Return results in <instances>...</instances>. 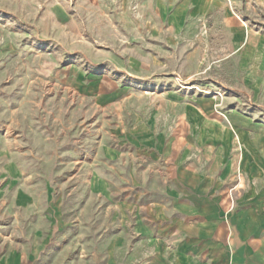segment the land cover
Masks as SVG:
<instances>
[{
    "label": "rangeland",
    "instance_id": "374dc122",
    "mask_svg": "<svg viewBox=\"0 0 264 264\" xmlns=\"http://www.w3.org/2000/svg\"><path fill=\"white\" fill-rule=\"evenodd\" d=\"M224 1L264 40V0ZM130 3L124 11L111 0H0V260L12 252L24 264L32 253V264L86 259L82 244L107 241L112 203L94 194L92 172L113 177L116 200L126 192L124 163L108 161L107 150L134 147L139 128L154 134L175 127L170 118L152 117L161 97L211 98L219 106L236 98L228 87L239 78L232 60L205 59L189 77L179 59L140 69L145 49L167 48L141 26L138 0ZM220 18H212L215 33ZM253 86L237 97L264 125V73ZM127 88L131 97L120 94ZM113 89L122 90L116 101L96 104L99 92ZM11 162L20 170L14 181L2 171ZM20 190L30 204L12 201Z\"/></svg>",
    "mask_w": 264,
    "mask_h": 264
},
{
    "label": "crops",
    "instance_id": "0c3cea01",
    "mask_svg": "<svg viewBox=\"0 0 264 264\" xmlns=\"http://www.w3.org/2000/svg\"><path fill=\"white\" fill-rule=\"evenodd\" d=\"M111 4L131 9L130 0ZM237 7L224 0H138L141 26L167 48L145 49L140 69L145 71L151 60L157 65L179 59L189 77L202 71L205 59L232 60L239 78L228 87L237 95L222 106L211 98L161 97L152 117L170 118L175 127L154 134L139 128L134 147L123 153L107 150L108 161L124 163L126 192L116 200L113 177L92 172L94 194L112 202L107 241L101 247L82 244L81 251L90 254L77 264H264V125L237 97L256 89L254 80L264 73V40L232 16ZM213 16L221 17L218 33ZM214 42L219 45L212 48ZM120 91L99 92L96 104L109 105ZM131 91L120 94L131 97ZM179 118H184L182 130ZM2 171L14 181L20 170L11 162ZM12 201L24 206L31 196L20 190ZM28 259L32 264L36 254ZM24 260L12 252L0 264Z\"/></svg>",
    "mask_w": 264,
    "mask_h": 264
}]
</instances>
